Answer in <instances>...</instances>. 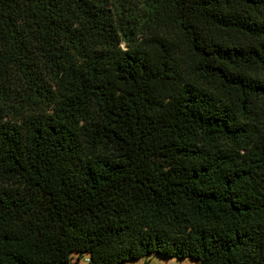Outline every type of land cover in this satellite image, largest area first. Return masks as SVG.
<instances>
[{
	"label": "trees",
	"instance_id": "16d2710c",
	"mask_svg": "<svg viewBox=\"0 0 264 264\" xmlns=\"http://www.w3.org/2000/svg\"><path fill=\"white\" fill-rule=\"evenodd\" d=\"M152 255L264 264V0H0V264Z\"/></svg>",
	"mask_w": 264,
	"mask_h": 264
},
{
	"label": "rangeland",
	"instance_id": "374dc122",
	"mask_svg": "<svg viewBox=\"0 0 264 264\" xmlns=\"http://www.w3.org/2000/svg\"><path fill=\"white\" fill-rule=\"evenodd\" d=\"M75 259L76 258L74 257V263L86 264L85 263L86 257L81 258L78 262ZM145 262L147 264H200L198 261L192 260L190 258L178 259V258H168L160 255H152L148 259L141 258L134 261L130 260L122 264H145Z\"/></svg>",
	"mask_w": 264,
	"mask_h": 264
},
{
	"label": "built area",
	"instance_id": "2783aa9c",
	"mask_svg": "<svg viewBox=\"0 0 264 264\" xmlns=\"http://www.w3.org/2000/svg\"><path fill=\"white\" fill-rule=\"evenodd\" d=\"M85 263L86 264L89 263V258H86Z\"/></svg>",
	"mask_w": 264,
	"mask_h": 264
}]
</instances>
